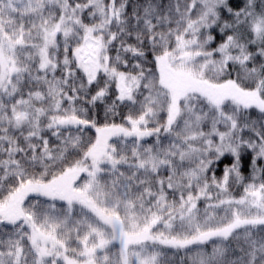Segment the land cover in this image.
<instances>
[{
  "label": "snow or ice",
  "instance_id": "obj_1",
  "mask_svg": "<svg viewBox=\"0 0 264 264\" xmlns=\"http://www.w3.org/2000/svg\"><path fill=\"white\" fill-rule=\"evenodd\" d=\"M0 264H264V0H0Z\"/></svg>",
  "mask_w": 264,
  "mask_h": 264
}]
</instances>
